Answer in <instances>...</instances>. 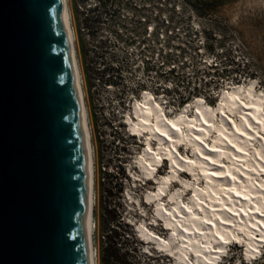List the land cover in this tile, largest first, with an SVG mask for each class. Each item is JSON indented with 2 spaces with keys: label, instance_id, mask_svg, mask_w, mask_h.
Here are the masks:
<instances>
[{
  "label": "rangeland",
  "instance_id": "obj_1",
  "mask_svg": "<svg viewBox=\"0 0 264 264\" xmlns=\"http://www.w3.org/2000/svg\"><path fill=\"white\" fill-rule=\"evenodd\" d=\"M71 5L98 161L99 264L107 244L129 264H175L162 251L148 252L128 223L139 214L126 201L133 184L126 166L140 145L122 115L144 89L165 97L172 111L196 96L215 104L224 87L249 78L264 89V0H71ZM114 229L120 233L116 241L110 237ZM262 248L243 260L244 249L231 242L222 264H264ZM110 256L108 264H114Z\"/></svg>",
  "mask_w": 264,
  "mask_h": 264
},
{
  "label": "bare ground",
  "instance_id": "obj_2",
  "mask_svg": "<svg viewBox=\"0 0 264 264\" xmlns=\"http://www.w3.org/2000/svg\"><path fill=\"white\" fill-rule=\"evenodd\" d=\"M61 3L86 146L88 264H99L94 242L98 161L93 125L71 0ZM256 83V78L233 82L220 91L215 104L196 96L181 111L170 112L165 97L147 89L128 104L122 123L140 145L126 166L133 179L126 201L130 212L139 214L138 219L129 216L128 223L148 252L162 251L175 264H215L228 253L232 240L244 249L243 260L262 251L264 89ZM139 189L141 196L134 193Z\"/></svg>",
  "mask_w": 264,
  "mask_h": 264
},
{
  "label": "water",
  "instance_id": "obj_3",
  "mask_svg": "<svg viewBox=\"0 0 264 264\" xmlns=\"http://www.w3.org/2000/svg\"><path fill=\"white\" fill-rule=\"evenodd\" d=\"M87 178L61 0H0V264H88Z\"/></svg>",
  "mask_w": 264,
  "mask_h": 264
},
{
  "label": "trees",
  "instance_id": "obj_4",
  "mask_svg": "<svg viewBox=\"0 0 264 264\" xmlns=\"http://www.w3.org/2000/svg\"><path fill=\"white\" fill-rule=\"evenodd\" d=\"M184 1L190 3V0H184ZM192 5L193 4H191V6ZM193 9L195 10L196 13H201L195 6H193ZM121 224H122L121 220H117L116 226H120ZM119 236H120V233L118 232L117 229H114L111 231L110 237L112 238V241L118 240ZM104 238L109 240V234H106L104 236ZM108 250L111 251L109 255H111L110 257H112V262H114V264H116V263H118V264H129L125 260V254L124 253L123 254L119 253L117 249H114L112 246H110L108 244L101 251V254H100L101 264H108L109 263V260L106 257V256H109Z\"/></svg>",
  "mask_w": 264,
  "mask_h": 264
},
{
  "label": "snow or ice",
  "instance_id": "obj_5",
  "mask_svg": "<svg viewBox=\"0 0 264 264\" xmlns=\"http://www.w3.org/2000/svg\"><path fill=\"white\" fill-rule=\"evenodd\" d=\"M262 95H264V93H262ZM247 107H252V105H247ZM173 127H174V125H173ZM237 131L239 132L240 130L239 129H237ZM243 134V133H242ZM196 139L197 140H199L200 139V137L199 136H197L196 137ZM229 143H231L230 141H229ZM233 147H235L234 145H233ZM198 150V149H197ZM214 151H219V149H213ZM238 151H242V149H238ZM181 159H183V157H181ZM205 159H208V157H205ZM173 163H175V161H173ZM212 163L213 164H216L217 163V161H215V160H212ZM177 167H179V165H177ZM220 173H213V175H219ZM230 175V174H229ZM232 179H235V177H232ZM237 195H240V193H237ZM246 198V197H245ZM189 211H191V209H188ZM229 211H231V209H228ZM259 211V210H258ZM262 216H264V213H260ZM208 223H210V221H208ZM185 231H186V229H185ZM221 239H223V237H221ZM225 243H227V241H225Z\"/></svg>",
  "mask_w": 264,
  "mask_h": 264
}]
</instances>
